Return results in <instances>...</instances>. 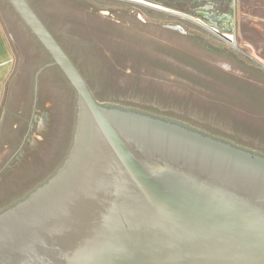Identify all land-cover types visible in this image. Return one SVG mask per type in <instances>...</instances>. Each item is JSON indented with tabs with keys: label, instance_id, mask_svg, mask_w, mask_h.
<instances>
[{
	"label": "water",
	"instance_id": "95a60500",
	"mask_svg": "<svg viewBox=\"0 0 264 264\" xmlns=\"http://www.w3.org/2000/svg\"><path fill=\"white\" fill-rule=\"evenodd\" d=\"M9 2L26 63L0 135V264H264V154L100 102L29 0Z\"/></svg>",
	"mask_w": 264,
	"mask_h": 264
},
{
	"label": "rangeland",
	"instance_id": "374dc122",
	"mask_svg": "<svg viewBox=\"0 0 264 264\" xmlns=\"http://www.w3.org/2000/svg\"><path fill=\"white\" fill-rule=\"evenodd\" d=\"M0 1V12L15 11ZM32 1L100 102L178 120L264 154V0H236L234 30L226 32L233 43L158 8L192 10L170 0Z\"/></svg>",
	"mask_w": 264,
	"mask_h": 264
},
{
	"label": "crops",
	"instance_id": "0c3cea01",
	"mask_svg": "<svg viewBox=\"0 0 264 264\" xmlns=\"http://www.w3.org/2000/svg\"><path fill=\"white\" fill-rule=\"evenodd\" d=\"M145 1L150 2V0ZM163 1V3L168 2V0ZM174 1L183 2L184 0H170V2ZM29 2L37 10L41 18L44 19L34 2L32 0H29ZM186 2L194 4L204 2L214 3L215 0H186ZM235 3L236 0H227L229 8H232L233 10ZM0 4L2 6L3 3L0 1ZM193 7V10L187 12L195 17H202L203 15L198 14V11H201L198 6L195 5ZM47 8H49V4L44 7V9ZM171 8L181 10L182 12L184 11L183 9L176 7ZM5 12L6 11H4V13L0 12V135L2 134V130L5 126L6 115L9 112V103L13 101L14 89L16 88L15 82L18 79V74L22 73L21 68L26 63V55L17 42L19 39V33L16 29V22L10 17L11 12Z\"/></svg>",
	"mask_w": 264,
	"mask_h": 264
},
{
	"label": "flooded vegetation",
	"instance_id": "af4514ba",
	"mask_svg": "<svg viewBox=\"0 0 264 264\" xmlns=\"http://www.w3.org/2000/svg\"><path fill=\"white\" fill-rule=\"evenodd\" d=\"M135 1H137V2H144V3H148V4H153V3L154 4H157V3H163L164 2L163 0H156V1L150 0V2H146L145 0H135ZM171 3H181V4H185V5L186 4L187 5H192V10L194 8L193 6L197 5L198 8H199V10H201V11H198L199 12L198 14L199 15H203L202 18L206 19L207 21L212 22V23H215L222 32H233V30H234L233 21H232L233 20V11L234 10L232 8H229V6L227 4V0H215L214 3H212V2H204V3H198V4L188 3V2H186V0H184L183 2L182 1H179V2L174 1V2H171ZM202 10H204V11H202ZM209 10H211V11H209ZM35 11L37 12L36 9H35ZM170 13H172V12H170ZM41 19L44 21V23L46 24V26L52 32V29L48 25V23L43 18H41ZM171 28L172 29L181 30V31L183 30L182 28H179V29L178 28H173V27H171ZM215 34H217L219 37H221L218 33H215ZM221 38H223V37H221Z\"/></svg>",
	"mask_w": 264,
	"mask_h": 264
}]
</instances>
